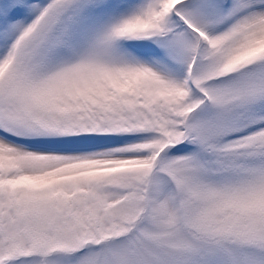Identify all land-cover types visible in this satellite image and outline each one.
I'll return each instance as SVG.
<instances>
[{
    "label": "snow or ice",
    "instance_id": "snow-or-ice-1",
    "mask_svg": "<svg viewBox=\"0 0 264 264\" xmlns=\"http://www.w3.org/2000/svg\"><path fill=\"white\" fill-rule=\"evenodd\" d=\"M0 264H264V0H0Z\"/></svg>",
    "mask_w": 264,
    "mask_h": 264
}]
</instances>
